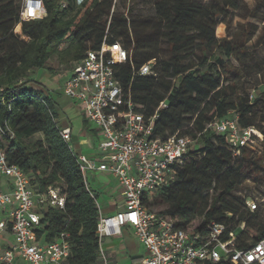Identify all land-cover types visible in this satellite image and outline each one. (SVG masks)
Masks as SVG:
<instances>
[{"label":"trees","instance_id":"1","mask_svg":"<svg viewBox=\"0 0 264 264\" xmlns=\"http://www.w3.org/2000/svg\"><path fill=\"white\" fill-rule=\"evenodd\" d=\"M151 1L153 13L136 8L129 0H85L81 4L46 0L48 14L23 21L22 34H18L19 1L0 0V118L14 132L4 147L10 163L27 172L36 192L54 186L64 193L63 208L41 210L37 233L46 242L68 234L70 264H101L98 192L83 176L79 153L61 134L64 127L52 92L42 81L31 85L30 75L45 68L55 53L73 65L87 50L98 49L105 38L131 51V60L117 64L115 74L138 110L147 117L158 113L155 134L178 133L197 140L176 180L160 191L165 206L157 212L176 218L182 227L196 219L202 229L213 221L224 223L227 232H240V246L264 236V208L251 211L239 193L248 180L257 189L262 186L264 193V140L261 152L245 146L235 154L227 136L209 127L236 113L242 127L258 126L264 134V119L256 123L264 91L243 93L237 80L227 83L225 76L232 68L239 74L233 58L246 65L252 55L246 45L249 39L216 33L223 32L222 23H227L231 9L241 8V0ZM256 10L248 15L256 16ZM64 42L68 45L61 49ZM152 59H156L155 74H139L140 67ZM164 100L167 106L159 108ZM39 133L42 137L33 140ZM242 223L246 224L243 232L239 229Z\"/></svg>","mask_w":264,"mask_h":264},{"label":"built area","instance_id":"2","mask_svg":"<svg viewBox=\"0 0 264 264\" xmlns=\"http://www.w3.org/2000/svg\"><path fill=\"white\" fill-rule=\"evenodd\" d=\"M18 1L20 22L15 32L22 34L23 21L45 17L48 12L46 0ZM130 60L129 49L105 38L98 49L87 50L72 65V72L63 84V93L76 100L85 118L99 128L98 151L102 156L78 155L85 180L88 182L92 171L108 172L118 181L123 194V208L114 214L103 215L99 204L97 234L101 264H110L104 237L121 233L124 226L132 227L145 246L147 256L143 264H264V236L249 246H240V232H227L224 223L213 221L202 229L200 220L196 219L182 227L176 218L160 215L149 206L165 186L176 180L179 167L187 153L196 147L197 140L178 133L167 137L155 134L158 113L147 117L138 110L139 105L125 95L115 74L117 64ZM155 64L156 59L149 60L140 67L139 74H155ZM166 106L164 100L159 108ZM209 127L227 136L235 154H240L245 146L255 152L263 148L264 134L254 126L242 127L236 113L213 121ZM61 134L72 144L70 127H64ZM12 137L13 130L0 118V175L9 178L10 183L8 188L0 186V207L9 212L5 219L0 217V236L7 231L14 235L13 243L0 256V263L12 264L21 258L27 264H70L68 234L46 242L37 233L41 210L48 206L63 208L66 197L60 187L50 186L41 193L35 191L27 172L8 159L4 144ZM246 185L251 189L239 191L246 206L251 211L264 208V193L252 180ZM90 193L93 195V191ZM239 229L243 232L246 224L242 223Z\"/></svg>","mask_w":264,"mask_h":264},{"label":"rangeland","instance_id":"3","mask_svg":"<svg viewBox=\"0 0 264 264\" xmlns=\"http://www.w3.org/2000/svg\"><path fill=\"white\" fill-rule=\"evenodd\" d=\"M131 5H134L136 8L145 9L146 13H153V3L151 0H129ZM135 1V2H134ZM139 2V4H138ZM241 8L239 10H230L227 16V23L223 24V32L218 33V37H225L227 34H231L229 39L236 38H247L246 42L247 47L251 51L252 55L248 57L246 65L240 64L236 59H232V63L237 67L238 75L235 74V69L232 68L231 71L225 75L228 77V82L230 80H237L239 89L243 93H254L260 95L264 91V0H241ZM257 7L256 16L248 15L252 9ZM120 8H123L121 6ZM252 24L256 26V29L252 28ZM255 31V33H253ZM68 42H64L60 45L61 49L67 47ZM166 44H164V47ZM74 65V64H73ZM72 65L63 61L58 53L52 55V57L47 62L45 68L34 70L30 77L33 80L31 85H36V80L42 81L44 85L49 88V91L52 92L54 98L60 102L61 106H65L67 101H70L65 94L63 93V84L66 76L71 72ZM35 81V82H34ZM35 83V84H34ZM39 85V84H38ZM51 88V89H50ZM75 107L79 109L78 103L73 102ZM61 112H65L61 108ZM70 115L72 111H67ZM71 116H74L73 113ZM74 121H81L80 116L74 117ZM264 119V105L257 110L256 114V123L261 124V121ZM264 125V123H263ZM255 128L259 129L258 126ZM42 137V134H36L32 139L37 140ZM87 151V149H85ZM92 181L90 175L88 182L92 185V188L98 192V203H103L106 195H109L117 185V181L113 177H101L100 180L103 183L102 188L99 182ZM260 192H263V187L260 186L258 189ZM154 204L151 205V208L155 211H159L164 208L165 204L160 202L161 195L158 194L154 198ZM264 214V213H263ZM250 233H255V230H250ZM26 263V262H25Z\"/></svg>","mask_w":264,"mask_h":264},{"label":"crops","instance_id":"4","mask_svg":"<svg viewBox=\"0 0 264 264\" xmlns=\"http://www.w3.org/2000/svg\"><path fill=\"white\" fill-rule=\"evenodd\" d=\"M68 76H66V78ZM67 98L70 101H67L63 107L60 102L56 99L55 100L60 112L61 125L63 127L71 128L73 148L77 153L87 154L91 158L101 157L102 152L98 151V144L100 141L99 128L90 121H84L85 118L80 104L70 97ZM73 102L78 103L79 109L75 107ZM61 108L65 112L62 113ZM70 110L74 116H71L72 113L70 115L68 114L67 111ZM76 116H80L81 121H74V117ZM85 149H87V151ZM89 175L93 182L98 179L97 182L101 184L100 188H102L103 184L100 180L101 177H113L108 172L98 170L90 172ZM0 186L2 188L10 187L9 178L0 175ZM90 186L92 188L91 184ZM100 206L103 215L114 214L123 208V194L118 181L116 188L110 192L109 195L105 196V199H103V203H101ZM8 214V209L0 207V217L5 219L8 217ZM13 241L14 235L11 231H7L5 234L0 236V256L9 246H11ZM103 245L110 264H143L142 260L147 256L145 246L137 237L133 228L129 226H124L119 234L104 237ZM25 262L26 261L21 258H16L12 264H27V262Z\"/></svg>","mask_w":264,"mask_h":264},{"label":"bare ground","instance_id":"5","mask_svg":"<svg viewBox=\"0 0 264 264\" xmlns=\"http://www.w3.org/2000/svg\"><path fill=\"white\" fill-rule=\"evenodd\" d=\"M20 26H18V29H19Z\"/></svg>","mask_w":264,"mask_h":264}]
</instances>
